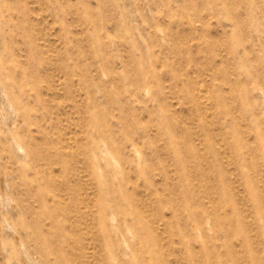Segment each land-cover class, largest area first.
<instances>
[{
    "label": "rangeland",
    "instance_id": "374dc122",
    "mask_svg": "<svg viewBox=\"0 0 264 264\" xmlns=\"http://www.w3.org/2000/svg\"><path fill=\"white\" fill-rule=\"evenodd\" d=\"M0 264H264V0H0Z\"/></svg>",
    "mask_w": 264,
    "mask_h": 264
},
{
    "label": "bare ground",
    "instance_id": "6f19581e",
    "mask_svg": "<svg viewBox=\"0 0 264 264\" xmlns=\"http://www.w3.org/2000/svg\"><path fill=\"white\" fill-rule=\"evenodd\" d=\"M9 71H10V69H9ZM10 74V73H9ZM10 76V75H9ZM204 92V91H203ZM204 105V104H203ZM100 143V142H99ZM102 143V142H101ZM21 147V146H20ZM108 146L107 145H100V155H101V157L103 156V157H107L108 158V156L110 157V155L112 154L111 152H110V149H108L107 148ZM137 154H138V152H137ZM113 155V154H112ZM112 157H114V156H112ZM112 157H111V160H112ZM100 158V157H99ZM104 159V158H103ZM114 159V158H113ZM105 160V159H104ZM109 160V159H108ZM107 159H106V161H108ZM110 160V161H111ZM115 160V159H114ZM95 162V161H94ZM110 166V165H109ZM119 167V166H118ZM114 168V167H113ZM105 170V169H104ZM102 172V171H101ZM116 218V217H115ZM113 220V219H112ZM118 223V222H117ZM127 229V228H126ZM120 230V229H119ZM129 230V229H128ZM127 233H129V231H126ZM124 233V232H123ZM124 235V234H123ZM125 242V241H124ZM124 244V243H123ZM136 245V244H135ZM124 249V248H123ZM105 250V249H104ZM131 251V250H130ZM127 252V251H126ZM114 254V253H113ZM115 255V254H114ZM112 257H113V255H111ZM115 261V260H114ZM117 262V261H116ZM134 262V261H133Z\"/></svg>",
    "mask_w": 264,
    "mask_h": 264
}]
</instances>
